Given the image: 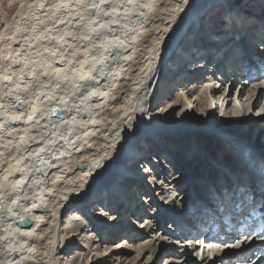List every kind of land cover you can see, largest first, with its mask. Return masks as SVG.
I'll use <instances>...</instances> for the list:
<instances>
[{
  "label": "bare ground",
  "instance_id": "bare-ground-1",
  "mask_svg": "<svg viewBox=\"0 0 264 264\" xmlns=\"http://www.w3.org/2000/svg\"><path fill=\"white\" fill-rule=\"evenodd\" d=\"M220 1L25 0L18 4L19 19L11 29L0 30V264H67L60 253L66 237L60 224L66 211L76 207L70 223L83 220L80 213L87 211L92 227L101 231V226L114 218L112 215L111 220L100 222L109 219L112 205H99L95 200L101 195L97 200L105 202L109 193V189L100 192L95 188L105 173L117 163L122 182L136 179V172L157 174L154 159L144 152L142 135L170 129L175 134L179 129L198 126L219 130L230 152H235L240 172L236 175L227 169L226 175L236 177L235 185L221 190L219 197L204 199L209 201L202 202L204 206L182 213L172 205L168 213L161 203L157 205L152 216L159 219L162 229L166 228L171 245L179 247L174 250L172 246L173 258L168 257L170 261L165 264H185L190 259V264H264V255L253 257L251 250L262 248L257 238L264 237V230L253 238H243L250 225L264 224V143L249 144L247 138L228 135L231 127H222V116L214 114L218 101L210 105L211 118L201 116L203 124H196L191 117L177 119L164 111L152 112L147 101L159 73L169 70L172 53L179 49L185 32ZM257 8L245 10L241 18L249 31L254 29L259 34L264 45V10ZM225 9L223 18L227 22L230 9ZM238 28L236 24L229 30L230 38L221 35L209 40L201 30L206 49L181 57L186 64L194 63L179 74L184 76L183 82L203 68L202 61L207 63L200 53L203 50H211L205 69L210 65L215 70L224 69L221 75L219 70L217 78H227L228 82L236 78L244 66L239 56L252 58L249 54L255 50ZM222 47L223 54L218 55ZM220 62L223 66L218 67ZM248 63L255 80L261 79L250 90L259 87L264 91V71L259 67L252 71L253 59ZM205 69L203 73L209 74ZM248 75L243 78L249 79ZM242 84L245 89L252 83L246 79ZM210 92L214 95L218 90L215 87ZM240 94L238 99L242 98ZM201 100L198 105L204 102ZM228 102L223 99V109ZM235 107L231 114L242 120L239 127H264L263 116L259 123H252L257 114L247 116L250 112H244L242 100ZM224 115L230 116V111L225 110ZM131 163L137 164L133 170L128 165ZM226 175L220 183L228 181ZM120 185L114 182L110 190L118 191ZM129 201L132 207L131 197ZM138 210L129 209L128 213H136L135 218L147 217L143 207ZM25 216L31 220L27 225L20 222ZM143 220L132 226L147 228L151 221L145 224ZM65 229L76 230L70 226ZM150 230L154 233L155 229ZM191 240L194 242L189 243Z\"/></svg>",
  "mask_w": 264,
  "mask_h": 264
},
{
  "label": "rangeland",
  "instance_id": "rangeland-1",
  "mask_svg": "<svg viewBox=\"0 0 264 264\" xmlns=\"http://www.w3.org/2000/svg\"><path fill=\"white\" fill-rule=\"evenodd\" d=\"M24 1L25 0H0V30L4 29V27L5 29L7 28L6 30L11 29L10 26L14 25V22L17 21L16 19H19L16 9L19 7L20 3ZM262 5H264V0H222L218 2V4L210 6L206 13L200 16L199 21L193 23L188 28L189 31L187 30L185 32L183 36L184 39L182 38V44H180L179 49H176L172 53L173 56L171 62H169V70L167 72L166 70H162V72L159 73L160 75L156 79V85L153 88L154 90L151 89L147 96L148 104L153 107L152 112L164 111L166 115H172L177 119L191 117L190 119L193 120V122H196V124H203L201 116L203 119L211 118L213 112H210V105H214L215 101H218L219 105L216 107V113L214 114L222 116V120L220 121L222 127H231L228 129V135L238 138L241 137L243 139L247 138L249 144L252 142L262 145L264 143V127H261L262 125L254 127L253 124L247 125L245 128L239 127L240 123L242 124V120L236 119L233 117L234 114H231V110H234L236 108L235 106L237 104L239 105V102L242 100V104H244V112H250L247 116L257 114V117L252 118V123H259L258 119L262 116L264 117V91L260 90L259 87H256L255 89L252 88L253 91L250 90L251 86L253 87L259 83L261 79L255 80L254 75H252L249 70L251 64L248 63L253 59L255 64L252 65V71H257L255 70V67L256 69L259 67L261 72L264 71V45L259 34H255L253 32L254 29L249 31L250 29L245 27L246 22L241 18V14L243 12L245 13V10L253 11L257 6L264 10L262 8L264 6ZM225 8L230 9V15H228L227 22H225V19L223 18L226 13L225 11H227ZM240 9H243L241 10L242 12ZM236 24L239 27V32L241 34L244 32L242 35L248 40L250 46L252 47L254 45L255 47V50L249 54L252 55V58L249 56H242L241 59L239 56L240 62L244 60L242 61V63L244 62V66L241 68L242 71L237 69L239 75H237L236 78L231 79L229 82L226 80L227 78L225 80L217 78L219 70L221 71V75L224 69L219 68L215 70L210 68L212 65L207 68L208 70L205 69L210 60L209 53H211V50H203L200 53L204 54V61L207 63H203L202 61L203 68L198 70V74L195 73L192 77H188L190 79L184 83V76L179 74H183L184 70L190 68L194 63L186 64V62L183 61L184 64L181 57L183 56V58H185L188 56L190 54L189 51H192V55H195L196 53H199L201 48H205V43H202L204 36L200 34L201 30L208 35L207 37L205 36L208 40L209 38L211 39V37L215 39L218 36L219 38L221 35H223L222 38L225 37V39H227L231 36L229 30L234 29ZM215 31H218L216 32L217 34H215ZM190 43L199 44L200 47L193 48ZM230 46H233L231 42ZM187 49L189 50L187 51ZM223 50L224 48L217 54H223ZM217 66H223V63L220 62ZM204 69L205 71H209V74L203 73ZM248 73L250 80L248 78H243V75ZM238 76H240V78H238ZM246 79L247 82L250 81V84H252L245 86V89H243L242 83L243 81H246ZM190 87L193 88L192 91L189 90L191 89ZM215 87L218 92L212 95V92L210 91ZM241 89L243 90L241 91ZM240 92H243V94H240ZM239 94L242 97L240 99L237 98ZM211 95L214 97L213 100H211ZM223 99L230 100V102L225 104L224 107V109L226 108L225 110L230 111V116L228 115V117L225 115L223 116L225 111L221 106ZM199 100L204 102L198 105ZM257 101L258 103L252 107V104ZM249 108L251 109L248 110ZM245 114L247 113H244V115ZM173 124L171 123V125ZM183 126L184 124L180 127ZM210 130H212V132ZM176 132L178 133H172L171 129L169 132L163 130H159L158 132L156 130L153 134L149 132L142 135L144 138V147L146 146L144 152L148 153L149 156L154 159V163L152 162V164L158 167L157 174L153 172L150 174H137L136 172L133 174L137 175L134 176L136 179L122 182L119 178V164L115 163L113 167L105 173L101 181L97 183L95 188L100 189V192L102 189H109L106 201L97 200L100 197L102 198L101 195H98V197H95L97 203L99 205L102 203L103 205L105 203L112 205L108 211L110 214L107 215L109 219H103L100 222L111 220L112 215L115 218L112 219L110 224L102 225L104 227L101 226V231L98 232L95 226L92 227L94 223L92 224V220L88 217L87 211H84V215L80 213L83 220L75 222L70 220L71 223L69 222V218L73 216L76 207H72L66 211L60 224V227L64 228L62 232L66 235L60 246L62 262L67 264H165V261L166 263L167 261H170L167 259L168 257L173 258L171 254L172 246L174 250H177L179 247H175L173 244L171 245L170 242L172 240H169L170 237L167 234L166 228L162 229L159 226V219H155L152 216L156 213L157 205L161 203L164 207L163 210L168 213L170 212V209L173 208L177 212L183 213V211L191 210L197 205L204 206L202 202H206L204 204L209 203L208 200L204 201V199H211L213 196L219 197L221 190L225 191L235 185L236 177H233L232 174L226 175L227 169H229L228 172L231 173L235 171L233 173L236 175L240 172L235 152L233 154L230 152V145L226 144V142L223 141L225 139L219 136V130L216 127L204 128L198 126L192 129H179ZM246 144L248 145V143ZM259 148H261V146ZM151 150L152 153L150 154L149 151ZM128 165L130 167L132 166V170L137 166V164L134 163ZM224 165L228 168H225ZM139 168L144 170V167L140 166ZM223 174L226 175L228 180L225 184L220 183ZM114 182H117L119 185L121 184L119 186V192L110 190L112 189L111 185H113ZM153 184H157L159 187L154 186ZM139 185L140 188H137ZM165 185L169 188H163ZM170 185L172 188H170ZM213 186H216L215 191H212L214 189ZM195 189L196 191H192ZM127 191L128 193L126 194ZM130 197L134 203L132 207L130 206ZM192 204L194 206H192ZM172 205L174 206L173 208L171 207ZM141 207L145 209L144 213H147V217L142 216L141 218H135L134 215L136 213H133V216H130L131 212L128 213L129 209L139 211L138 208ZM127 213L129 215H127ZM187 215L191 214L187 213L186 216ZM165 216L167 218L169 215L164 212L163 217L165 218ZM143 218L145 219L143 220V223L145 224H147L146 221H151L149 225H147V228L144 226H140V228L132 226L134 222L138 225V222ZM156 225L157 227H155ZM66 226H70L72 229L76 230L71 232L70 229H65ZM151 228L155 229L154 233L151 232ZM240 238L243 239L242 236H240ZM205 241H211L210 243L215 242L209 239H206ZM191 242L194 241L191 240L189 243ZM146 244L150 245L146 246ZM143 246L145 247L142 248ZM246 248L247 246L244 248V251H246ZM164 250L165 252H163ZM251 250L253 257L259 255L257 254L256 248ZM174 258L177 260L178 256ZM188 261L189 262L185 261V264H190L191 259ZM201 263L195 262L191 264Z\"/></svg>",
  "mask_w": 264,
  "mask_h": 264
},
{
  "label": "water",
  "instance_id": "water-1",
  "mask_svg": "<svg viewBox=\"0 0 264 264\" xmlns=\"http://www.w3.org/2000/svg\"><path fill=\"white\" fill-rule=\"evenodd\" d=\"M54 112H56V113H60V110L58 109V108H54ZM31 220L29 219V217H27V216H25L24 218H23V220H21L20 222H21V224H25V225H27V224H29V222H30Z\"/></svg>",
  "mask_w": 264,
  "mask_h": 264
}]
</instances>
